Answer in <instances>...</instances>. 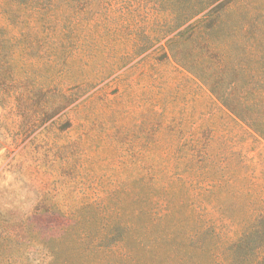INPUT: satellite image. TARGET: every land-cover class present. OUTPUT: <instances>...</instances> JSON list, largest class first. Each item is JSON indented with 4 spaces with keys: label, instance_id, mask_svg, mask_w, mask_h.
Here are the masks:
<instances>
[{
    "label": "rangeland",
    "instance_id": "374dc122",
    "mask_svg": "<svg viewBox=\"0 0 264 264\" xmlns=\"http://www.w3.org/2000/svg\"><path fill=\"white\" fill-rule=\"evenodd\" d=\"M179 125L264 187V0H0V264H264L252 202L122 175Z\"/></svg>",
    "mask_w": 264,
    "mask_h": 264
},
{
    "label": "trees",
    "instance_id": "16d2710c",
    "mask_svg": "<svg viewBox=\"0 0 264 264\" xmlns=\"http://www.w3.org/2000/svg\"><path fill=\"white\" fill-rule=\"evenodd\" d=\"M168 127L170 126L166 128ZM179 127L181 126L177 130L180 137L173 148L164 144L160 136H153L150 152H147V145H144L139 152L132 154L130 158L140 161L141 166L123 168L122 175L126 181L135 177L157 189L179 194L184 199L205 207L216 208L223 201L232 199L238 204L252 202L256 210L264 211L262 185L239 174L227 158L215 152L206 131L200 133L190 129L183 134ZM159 129L161 130L160 125L155 124L154 131ZM253 129L258 137L264 139L262 130L257 127ZM177 130L169 129L170 132ZM124 140H120V144L130 149L129 141ZM148 159L150 166L144 163ZM57 210L59 208L48 204L36 206L35 213Z\"/></svg>",
    "mask_w": 264,
    "mask_h": 264
}]
</instances>
